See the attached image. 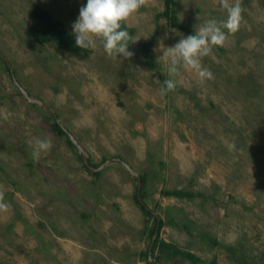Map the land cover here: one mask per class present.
Returning <instances> with one entry per match:
<instances>
[{
	"label": "rangeland",
	"instance_id": "rangeland-1",
	"mask_svg": "<svg viewBox=\"0 0 264 264\" xmlns=\"http://www.w3.org/2000/svg\"><path fill=\"white\" fill-rule=\"evenodd\" d=\"M86 3L0 0V191L11 206L0 212V264H148L153 220L134 200L135 177L117 161L95 174L82 155L96 165L118 157L146 173L142 202L161 221L159 238L202 260L159 258L154 249L155 264H264V0H240L241 26L202 59L215 77L203 83L182 67L170 76L158 60L161 40L168 48L189 35L157 15L162 0H146L122 23L133 29L130 58L107 55L100 40L68 52L27 35L36 5L75 37ZM172 7L193 34L209 19H227L220 0ZM151 36L156 70L141 60ZM161 77L178 88L164 95ZM36 138L52 141L38 160Z\"/></svg>",
	"mask_w": 264,
	"mask_h": 264
},
{
	"label": "clouds",
	"instance_id": "clouds-1",
	"mask_svg": "<svg viewBox=\"0 0 264 264\" xmlns=\"http://www.w3.org/2000/svg\"><path fill=\"white\" fill-rule=\"evenodd\" d=\"M220 2L227 12L226 20L217 22L209 19L195 34L181 38L173 47L164 48L163 41L159 42L163 55L158 60L162 59L168 65L170 76H179L182 67L194 72L201 83L215 78L212 71L202 65V59L210 55L213 46H223L227 34L238 31L243 20L240 0H236L234 5L229 4V0ZM145 3L146 0H87L72 25L76 46L95 49L97 40H100L107 55L114 59L117 56L130 58L133 55L128 51L127 41L130 36L126 30H121V25ZM164 84L168 91H174L178 81L174 78L167 79ZM51 148V140L36 138L33 159L38 160L41 152H49ZM10 207L4 201V192L0 191V212H7Z\"/></svg>",
	"mask_w": 264,
	"mask_h": 264
},
{
	"label": "trees",
	"instance_id": "trees-1",
	"mask_svg": "<svg viewBox=\"0 0 264 264\" xmlns=\"http://www.w3.org/2000/svg\"><path fill=\"white\" fill-rule=\"evenodd\" d=\"M162 3H163V10L157 15L165 16L168 19V22L171 26L176 27L180 31H183L189 35H193V32L188 30L186 27H184L182 24H180L177 21L172 7L173 0H162ZM30 15L33 20L29 24L26 33L29 37H31V39L36 44L53 42L59 49L68 52H76L81 49L76 46L75 43L76 38L72 36L66 30L64 24L59 19L55 18L49 11L43 9L42 7L31 5ZM121 30H126L129 33V36H131L133 33V29L131 27H125L123 24L121 25ZM152 41L153 38L151 36L148 39L141 42L140 44L141 60H142V64L146 68L156 70L158 65L154 57V53L152 49ZM83 50H88V48H85ZM5 68L6 69L8 68L6 62H5ZM160 80H161V90L163 94L168 95L169 91L167 90L166 85L164 84V81L167 80V78L161 77ZM50 126L52 130H54V132H56L58 135H62V136L66 135V132L64 131L62 126H60V124L55 119L52 120ZM65 142L69 146H73L71 141L67 137H65ZM87 160L91 166H97L96 164L90 163L88 158ZM82 165L84 166L83 163ZM94 173L98 174L99 172L95 171ZM138 177L140 181L139 196L141 197L142 200L144 197L143 188L145 185L146 173H139ZM159 192L162 196H166V197L172 196L176 198L189 199L192 198L195 194L201 196V194L199 193H195L184 189H161ZM134 200L136 204L140 207L144 215L152 216L153 223L149 230V235L151 236L156 224V218L151 213L150 209H146L142 204H140V202L136 198V194H134ZM160 226H161V221L159 220L157 234L153 239L150 254H152L154 249H156L159 258L180 256L182 258L188 259L192 263L195 262L202 263V260L199 259L197 256L193 255L192 253L188 251L180 250L176 245L170 242H165L164 240L160 239L158 236V230ZM210 240L213 244H218L215 239L211 238ZM155 262L156 261L154 257L153 260L150 262V264H155ZM211 264H214V260H211ZM239 264H244V262L241 261Z\"/></svg>",
	"mask_w": 264,
	"mask_h": 264
},
{
	"label": "water",
	"instance_id": "water-1",
	"mask_svg": "<svg viewBox=\"0 0 264 264\" xmlns=\"http://www.w3.org/2000/svg\"><path fill=\"white\" fill-rule=\"evenodd\" d=\"M1 58H3L2 56H0ZM7 64V62H6ZM8 66V69H9V72L10 74L12 75V71H11V68L10 66L7 64ZM36 102H39V101H36ZM40 103V102H39ZM73 144H75V142L71 141ZM75 146L77 148H79L78 145L75 144ZM81 160H82V163L84 164L85 167L89 168L90 170L92 171H97L99 170L103 165H105L107 162H111V161H117L119 162L126 170H128L129 172H131L133 174V176L135 177L136 179V190H135V194H136V198L137 200L140 202V204H142L146 209H148L142 202L141 200V197L139 196V177L137 175V173L133 172L131 170V168L120 158L118 157H113V158H108L106 160H104L101 164L97 165V166H91L87 160V157L86 155H82L81 156ZM151 213L153 214V212L151 211ZM155 218H156V224H155V227L153 229V232L150 236V240H149V244H148V247H147V260H148V264H150L151 260H150V252H151V245H152V242H153V239L155 238L156 234H157V229H158V222H159V218L156 214H154ZM157 260V257H155V261Z\"/></svg>",
	"mask_w": 264,
	"mask_h": 264
}]
</instances>
